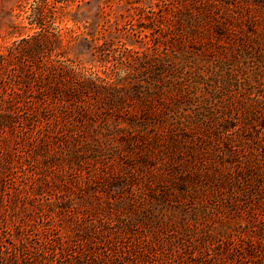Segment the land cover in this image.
Here are the masks:
<instances>
[{"label": "rangeland", "instance_id": "obj_1", "mask_svg": "<svg viewBox=\"0 0 264 264\" xmlns=\"http://www.w3.org/2000/svg\"><path fill=\"white\" fill-rule=\"evenodd\" d=\"M0 264H264V0H0Z\"/></svg>", "mask_w": 264, "mask_h": 264}, {"label": "trees", "instance_id": "obj_2", "mask_svg": "<svg viewBox=\"0 0 264 264\" xmlns=\"http://www.w3.org/2000/svg\"><path fill=\"white\" fill-rule=\"evenodd\" d=\"M99 2H105V3H109V0H98ZM193 18H191V14H187L185 19H180L178 21L181 33L180 36L182 37L184 35L183 31L185 32V28L189 27V35L190 36H196V31L194 29V22H193ZM185 22V23H183ZM219 27L215 28V31L218 35L221 34ZM44 39H47L46 37ZM30 40L34 41L35 43H42L41 37L39 38H31ZM39 41V42H38ZM191 42L194 43L193 37H191ZM31 54L36 55L37 53H39L41 50L38 47V45L33 44L32 49H31ZM130 51H134V50H130ZM169 55H163V56H156V57H149L146 52L145 53H138V55L134 58H132V61L134 62V64L136 66L140 65V64H145L147 62V60L150 59H155V64L157 65H164V61L166 59H168ZM221 59V58H220ZM54 71V72H53ZM53 72V73H52ZM47 75H51L52 77L57 78L58 81H68L69 85L71 86V88L68 87L67 91L64 90H60L58 91L55 87H51L50 85L44 86L43 88H41L37 100H35L36 104H42L43 106L45 105L46 107H48L49 105H56V104H60L64 101L69 100L70 98L74 97L72 94L73 92L71 91V89H82L84 86L87 85V87L89 86H93L96 90V92L99 91H107L109 89L113 90L111 88H107V89H103L100 88L99 84L97 83V77H91V76H87L86 74H84L81 70H77L76 68L72 67L71 65L65 63L64 61H60L57 64H51V66H49ZM75 92V91H74ZM115 92V91H114ZM100 93V92H99ZM136 93V92H135ZM116 96V95H115ZM139 98L142 99L140 96L134 95V96H130V98ZM117 98V97H116ZM132 98V100H133ZM129 99V98H128ZM116 99L113 97L111 98H106L105 99V103L110 105L112 102H114ZM34 101H32L33 103ZM201 169V168H200ZM198 170V169H197ZM212 171V169L210 168V172ZM203 176V171L199 170V171H195V173H193V178L191 180V182H193V179H198L199 177ZM195 177V178H194ZM217 174H216V170L212 171V174L210 176V179L213 180H217ZM177 182H181V180H178ZM183 187V186H182ZM181 186L177 187L178 190L184 192V189Z\"/></svg>", "mask_w": 264, "mask_h": 264}]
</instances>
